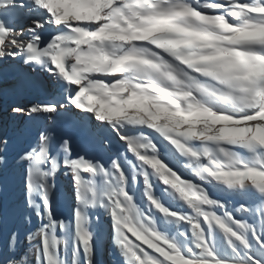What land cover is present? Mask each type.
<instances>
[{
  "label": "snow or ice",
  "instance_id": "obj_1",
  "mask_svg": "<svg viewBox=\"0 0 264 264\" xmlns=\"http://www.w3.org/2000/svg\"><path fill=\"white\" fill-rule=\"evenodd\" d=\"M106 252L264 264V0H0V264Z\"/></svg>",
  "mask_w": 264,
  "mask_h": 264
},
{
  "label": "bare ground",
  "instance_id": "obj_2",
  "mask_svg": "<svg viewBox=\"0 0 264 264\" xmlns=\"http://www.w3.org/2000/svg\"><path fill=\"white\" fill-rule=\"evenodd\" d=\"M172 163L174 164V166L178 169H182L181 165L177 162V161H172ZM185 175L188 176V173L185 171ZM188 178H191L190 176ZM61 184L66 186V180L64 178L61 179ZM72 207V202L71 200L67 197V195H62L60 198V202H59V206H58V211L60 213H62L65 217H67L70 213ZM104 247L107 248V250L110 251V243L107 240V238H105L104 241ZM104 260L106 259L107 261H105V264H116L117 261V257L109 255V254H105L104 255Z\"/></svg>",
  "mask_w": 264,
  "mask_h": 264
},
{
  "label": "rangeland",
  "instance_id": "obj_3",
  "mask_svg": "<svg viewBox=\"0 0 264 264\" xmlns=\"http://www.w3.org/2000/svg\"><path fill=\"white\" fill-rule=\"evenodd\" d=\"M105 249L107 250V248H105ZM106 253H107V252H106ZM106 253H105V254H106ZM103 259H104V258H103ZM105 261H107V260L105 259Z\"/></svg>",
  "mask_w": 264,
  "mask_h": 264
}]
</instances>
